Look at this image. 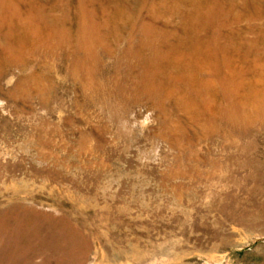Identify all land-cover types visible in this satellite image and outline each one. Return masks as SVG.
Instances as JSON below:
<instances>
[{
  "label": "rangeland",
  "instance_id": "obj_1",
  "mask_svg": "<svg viewBox=\"0 0 264 264\" xmlns=\"http://www.w3.org/2000/svg\"><path fill=\"white\" fill-rule=\"evenodd\" d=\"M0 264H264V0H0Z\"/></svg>",
  "mask_w": 264,
  "mask_h": 264
}]
</instances>
